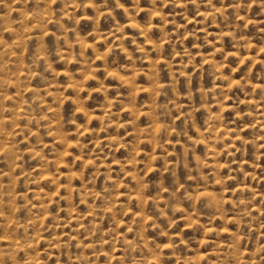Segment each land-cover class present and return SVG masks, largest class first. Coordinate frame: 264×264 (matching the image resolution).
<instances>
[{"label":"rangeland","instance_id":"1","mask_svg":"<svg viewBox=\"0 0 264 264\" xmlns=\"http://www.w3.org/2000/svg\"><path fill=\"white\" fill-rule=\"evenodd\" d=\"M164 2L140 0L133 20L114 0H14L0 111L20 142L0 140V244L24 264H245L258 247L264 17Z\"/></svg>","mask_w":264,"mask_h":264},{"label":"clouds","instance_id":"2","mask_svg":"<svg viewBox=\"0 0 264 264\" xmlns=\"http://www.w3.org/2000/svg\"><path fill=\"white\" fill-rule=\"evenodd\" d=\"M25 3L28 2V0H24ZM54 2V0H48V4H46V8H50V4ZM192 2H195V0H192ZM105 3H107V0H105ZM152 10L155 11L156 15H160L161 12H163L164 7L166 6L164 0H150ZM139 5L140 0H133V3L126 8L125 3L122 2V0H114L113 4V11L115 9H123L126 14H128L133 20H135L136 12L139 11ZM252 5H256L259 9L258 15L264 17V0H232L231 4L228 5V7H231L233 9V12L229 15H234L235 19L239 21L241 15L244 17H247L249 15V11L252 7ZM15 7L14 0H0V41L3 42V44H7L8 41L3 40V34L10 30V25L6 23L7 18L11 14V10ZM54 15V13H53ZM162 20L166 19V17H161ZM136 27H139L138 24L134 25ZM151 27V22L149 21L144 29V31L141 33L142 35L145 34L148 30V28ZM236 27H240V25L237 23ZM118 28H122L121 25L118 24ZM14 30V29H13ZM11 39V38H9ZM22 47L21 44H16L13 47H10L8 49L9 52L12 53L13 56L16 57L15 63L19 62V49ZM0 51H4L3 47H0ZM5 56L8 55V52L4 53ZM107 55V53H105ZM40 59L39 55L35 57V60L33 61L38 62ZM109 75H115L114 72H110ZM123 79V78H122ZM104 87L103 85H101ZM7 89H3V91H6ZM107 91V88L104 89ZM0 99H6V97L0 96ZM78 111H83V108L78 109ZM72 120L75 119V115L71 117ZM85 128L87 125L84 126ZM23 132L26 134H31L30 129L25 127L22 129ZM82 135V133H80ZM19 133L15 131V129L12 127V122L7 119L5 116V113L0 111V140H6L8 137H16ZM7 142L10 146H15L16 144H19V140H12L7 139ZM91 142V141H90ZM79 147V153L78 155L84 156V157H91L92 159H96L97 155H99L98 152L94 153L92 151V148H87V145L80 141L78 142ZM93 148L96 147V145L93 143ZM87 148V150H85ZM105 158H107V154L105 153ZM134 160L135 158L132 157ZM73 165V167H76V164L74 161H70ZM127 163V162H125ZM58 178V176H57ZM246 235H250L252 240L258 245L257 248H251L250 245V252L249 255L245 258V264H264V234H262V237L257 240L255 233H245ZM159 252V249L156 250ZM239 251V245H237L235 248L230 250L227 253V256L224 259H227L228 257H232L235 253ZM81 264H91L90 260H85L84 257H79ZM0 264H24V261L22 257L19 256V248L15 245V242L2 245L0 244ZM54 264V262H53ZM67 264V262H66ZM128 264H135L134 260H129ZM140 264H147L146 260H141ZM166 264H175L174 261L168 260L166 261ZM227 264H236L234 260L227 259Z\"/></svg>","mask_w":264,"mask_h":264}]
</instances>
